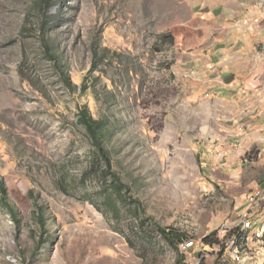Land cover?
I'll list each match as a JSON object with an SVG mask.
<instances>
[{"label":"rangeland","instance_id":"rangeland-1","mask_svg":"<svg viewBox=\"0 0 264 264\" xmlns=\"http://www.w3.org/2000/svg\"><path fill=\"white\" fill-rule=\"evenodd\" d=\"M225 16L264 51V0H0V264H186L155 223L209 251L264 182L263 90L215 111L176 62L225 39ZM78 104L107 122L120 192Z\"/></svg>","mask_w":264,"mask_h":264},{"label":"crops","instance_id":"crops-1","mask_svg":"<svg viewBox=\"0 0 264 264\" xmlns=\"http://www.w3.org/2000/svg\"><path fill=\"white\" fill-rule=\"evenodd\" d=\"M223 8L225 11V6ZM226 21L228 16H225V39L208 42L202 48L206 50L204 54L199 52L187 56L181 51L176 58L177 64L189 67L190 82L193 85L190 88L196 92L200 88L205 93V102L212 106V110L215 108V111H237L240 105L251 104V99L260 98L256 97L262 95V90L264 92L261 84L264 79V51L256 50L254 53L256 46L244 38L241 32L239 38L231 37L229 30L227 31L230 23ZM255 56L261 61H257ZM258 81L261 87L257 86ZM260 140L263 145L261 149H264V137Z\"/></svg>","mask_w":264,"mask_h":264},{"label":"built area","instance_id":"built-area-1","mask_svg":"<svg viewBox=\"0 0 264 264\" xmlns=\"http://www.w3.org/2000/svg\"><path fill=\"white\" fill-rule=\"evenodd\" d=\"M209 251L197 258L190 248L193 240L180 243L186 256V264H201L202 257L209 255L212 264H260L264 263V183L250 189L235 207L233 213L209 235Z\"/></svg>","mask_w":264,"mask_h":264},{"label":"trees","instance_id":"trees-1","mask_svg":"<svg viewBox=\"0 0 264 264\" xmlns=\"http://www.w3.org/2000/svg\"><path fill=\"white\" fill-rule=\"evenodd\" d=\"M169 43L172 42V37H170ZM66 85L72 89L70 80L68 77L65 79ZM84 88V84L82 85ZM77 121L85 129L86 135L90 140L93 156L99 159L100 164H102V172L106 175H109L112 181V186L116 192H120L121 186H125L121 183V180L118 174L112 169V161L109 150L106 146V139L108 134V125L105 119L96 118L92 115L89 107L86 104L77 105ZM6 190L3 181L0 180V197L3 205L7 208L9 213L15 217V212L13 208L6 201ZM38 224L41 229V233L45 231V220L41 214L37 215ZM157 229L159 230L161 236L173 247L178 248L180 243L185 240H188L189 237L183 233L174 232L169 230L167 227H162L158 223H155ZM206 242H209V235L203 237ZM38 246V244H37ZM191 249V248H190ZM182 252V251H181ZM185 253H182L181 256L184 257ZM201 264H205L204 260L201 261Z\"/></svg>","mask_w":264,"mask_h":264}]
</instances>
